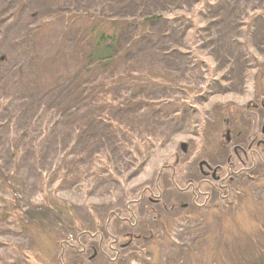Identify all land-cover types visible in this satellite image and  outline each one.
Masks as SVG:
<instances>
[{
    "label": "rangeland",
    "instance_id": "374dc122",
    "mask_svg": "<svg viewBox=\"0 0 264 264\" xmlns=\"http://www.w3.org/2000/svg\"><path fill=\"white\" fill-rule=\"evenodd\" d=\"M131 6L138 19L162 16L134 51H160V68L177 86L134 87L151 111L142 104L118 109L121 125L101 147L104 124L86 119L71 129L55 104L61 87L48 88L51 72L63 70L61 51L80 38L77 26L65 33L60 15L118 19ZM263 7L264 0H0L1 165L22 207L62 199L77 219L48 224L55 244L38 238L15 216H1L12 192L0 181V264H242L263 257L264 86L253 81L264 68ZM148 61V69L155 66ZM78 132L97 138L94 158H103L83 180L82 164L68 174ZM130 148L135 158H127ZM82 149L75 143L72 152Z\"/></svg>",
    "mask_w": 264,
    "mask_h": 264
},
{
    "label": "trees",
    "instance_id": "16d2710c",
    "mask_svg": "<svg viewBox=\"0 0 264 264\" xmlns=\"http://www.w3.org/2000/svg\"><path fill=\"white\" fill-rule=\"evenodd\" d=\"M130 8H127V11L122 9L121 13H126V15L118 19L106 18L92 13H76L73 10H65L64 12L67 13L63 12L64 14L60 15L65 26V33L72 31L77 26V37L79 38L80 36V38L73 50L63 51L61 49L62 53L60 55L64 62L63 70L59 73L51 72V78L54 82L50 83L48 88L58 90L61 87L59 90H61L63 98L61 97L60 102L55 104L59 106V111L63 116L71 119V129L74 127V130L78 131L86 119L98 122L100 125L104 124L103 127H106V129H103L101 133L100 142L98 140V144L101 147L105 146L108 139L110 140V130L121 125V122L114 116L118 109H131L136 104H142V107H140L142 110H147V113L151 111V104L141 103L140 101L142 100H139L143 99L141 97L137 99L138 96L143 94L135 95L134 87L177 86L176 83H173L176 80L167 76L160 68L161 58H165L160 51L155 48L152 49L153 53L151 54L134 51L138 47L140 40L148 41L147 34L149 29L152 28V25L159 23L162 20V16L158 14L151 16L143 14V17L138 19V10H132L136 9L135 6ZM262 13L264 14V10ZM134 30H136L135 35L129 40L128 46H126L122 42L124 35H127L126 39H128L129 32L131 33ZM163 39L161 38L162 41ZM149 58L153 59L151 65H155L151 69L143 65L144 63L149 64ZM49 63H47L48 66L50 65ZM260 71L258 77H254L253 81H255L256 85L264 86V68ZM46 96L47 98L53 97L51 94ZM49 104V102L45 103V106L47 107ZM180 105L181 109L185 106L181 102ZM227 111L229 110L227 109ZM223 112L225 113V109H216V113L219 115L224 114ZM142 124L143 121L134 128H141ZM68 129L70 128L68 127ZM228 137H226V140L229 139ZM96 139L90 132L84 133V135L82 132H78L76 137L71 138L70 143L72 142L73 145L69 157L73 155V158L69 161L68 170V174L72 175L71 177L78 174L77 167L82 164L84 168L80 177L82 180L83 178L85 179L92 164L94 165V162H99L103 159L99 158L95 161L94 157L97 153L100 154L98 152L99 149L93 147L96 144ZM75 143L77 146L83 145L81 152L76 150L72 152ZM84 145H86L85 148ZM132 157L135 158L136 154L130 148L127 152V158ZM114 159L115 157L112 158L111 162L113 165L115 164ZM102 161L104 162V160ZM0 181L3 186L7 185L10 187L12 192V204L5 207V211L1 216H15L20 223L25 225V229L36 237L41 238L43 236L50 239L51 231L48 229V224L52 222L59 223L65 220L73 224L77 223L75 207L62 199L53 200L51 197L44 199L42 203L32 204L25 208L22 207L18 194L16 195L17 191L11 186L9 178L1 165V151ZM50 240L55 244L57 236L52 237ZM51 252L52 250H47V253L50 254ZM31 257L32 254L30 253L28 256L26 255L27 260H30ZM242 264H264V256L246 260Z\"/></svg>",
    "mask_w": 264,
    "mask_h": 264
}]
</instances>
